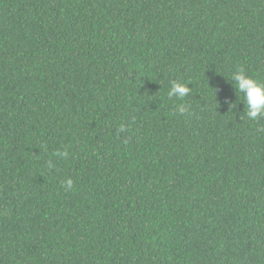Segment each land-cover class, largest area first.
Masks as SVG:
<instances>
[{"label":"trees","instance_id":"16d2710c","mask_svg":"<svg viewBox=\"0 0 264 264\" xmlns=\"http://www.w3.org/2000/svg\"><path fill=\"white\" fill-rule=\"evenodd\" d=\"M241 69L264 0H0V264H264Z\"/></svg>","mask_w":264,"mask_h":264},{"label":"clouds","instance_id":"9594fccd","mask_svg":"<svg viewBox=\"0 0 264 264\" xmlns=\"http://www.w3.org/2000/svg\"><path fill=\"white\" fill-rule=\"evenodd\" d=\"M231 80L234 81L233 86L236 93L243 95L241 101L245 104V115L251 120L264 116V84L248 76L242 69L234 72ZM189 92L190 88L186 84L173 82L168 95L183 99ZM178 110L183 114L187 111V108L185 105H180ZM58 154L62 156L67 155L66 152ZM65 183L68 188L72 187L73 182L71 179H68Z\"/></svg>","mask_w":264,"mask_h":264}]
</instances>
